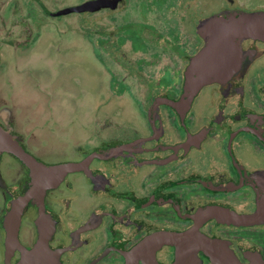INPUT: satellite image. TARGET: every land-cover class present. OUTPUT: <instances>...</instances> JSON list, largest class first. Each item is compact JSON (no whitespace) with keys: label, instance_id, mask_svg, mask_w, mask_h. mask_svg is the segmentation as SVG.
<instances>
[{"label":"flooded vegetation","instance_id":"1","mask_svg":"<svg viewBox=\"0 0 264 264\" xmlns=\"http://www.w3.org/2000/svg\"><path fill=\"white\" fill-rule=\"evenodd\" d=\"M86 1L0 0V136L41 166L0 153V264H264V41L173 106L203 22L264 0L82 13L99 104L107 86L121 116L75 106L70 14Z\"/></svg>","mask_w":264,"mask_h":264},{"label":"water","instance_id":"2","mask_svg":"<svg viewBox=\"0 0 264 264\" xmlns=\"http://www.w3.org/2000/svg\"><path fill=\"white\" fill-rule=\"evenodd\" d=\"M118 0H90L74 8V12H96L115 9ZM204 40L203 48L190 60L185 72L183 95L173 106L189 104L196 93L207 84L225 79L235 73L242 63L241 42L245 39L264 41V13L227 12L205 20L199 27ZM8 141L0 136V153L10 151L36 170L41 167L21 150L10 148ZM43 168V167H42ZM63 168V167H61ZM66 171L77 167H64Z\"/></svg>","mask_w":264,"mask_h":264},{"label":"rangeland","instance_id":"3","mask_svg":"<svg viewBox=\"0 0 264 264\" xmlns=\"http://www.w3.org/2000/svg\"><path fill=\"white\" fill-rule=\"evenodd\" d=\"M77 1L71 2V5H76ZM256 2H252L248 4L247 8H256L257 5ZM70 17H73V61L72 66L70 67L71 75H72V81L74 86V97L76 100L75 106H77L78 110L80 111H90L93 112L96 109L107 111L119 114L120 102H114L109 101L110 100V93L107 92V86L106 88H103L102 91L106 94V101L102 102V105L99 104L97 94L99 91V83L98 78L94 76V72L96 71V68H94V64L91 61V65L88 64V55L85 47L86 40L83 37V33L85 31L84 29V14L82 13H73L70 14ZM66 16L64 17V19ZM101 16H95L92 20L93 25H97L100 23ZM66 20V19H65ZM93 37H95L93 35ZM114 81L110 82V86H112ZM107 103V104H106ZM105 105V106H104ZM122 105L124 106V109L126 112H130V104L127 102H122ZM102 106V107H101ZM100 107V108H99ZM118 116V117H119Z\"/></svg>","mask_w":264,"mask_h":264},{"label":"trees","instance_id":"4","mask_svg":"<svg viewBox=\"0 0 264 264\" xmlns=\"http://www.w3.org/2000/svg\"><path fill=\"white\" fill-rule=\"evenodd\" d=\"M77 7V6H76ZM74 13H76V12H74ZM79 13V12H78Z\"/></svg>","mask_w":264,"mask_h":264}]
</instances>
